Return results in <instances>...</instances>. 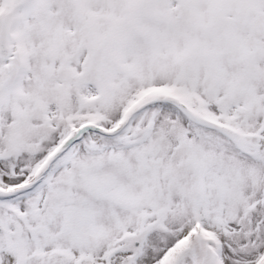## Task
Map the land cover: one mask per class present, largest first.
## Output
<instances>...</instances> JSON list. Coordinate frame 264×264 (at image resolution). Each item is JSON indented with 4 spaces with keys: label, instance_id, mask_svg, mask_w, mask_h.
Here are the masks:
<instances>
[{
    "label": "snow or ice",
    "instance_id": "obj_1",
    "mask_svg": "<svg viewBox=\"0 0 264 264\" xmlns=\"http://www.w3.org/2000/svg\"><path fill=\"white\" fill-rule=\"evenodd\" d=\"M0 264H264V0H0Z\"/></svg>",
    "mask_w": 264,
    "mask_h": 264
}]
</instances>
